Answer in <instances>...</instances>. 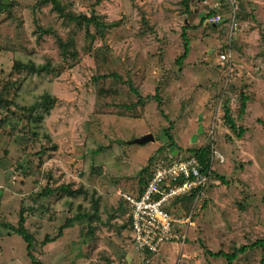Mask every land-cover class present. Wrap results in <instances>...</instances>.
<instances>
[{"label": "rangeland", "instance_id": "1", "mask_svg": "<svg viewBox=\"0 0 264 264\" xmlns=\"http://www.w3.org/2000/svg\"><path fill=\"white\" fill-rule=\"evenodd\" d=\"M58 1L65 13L87 17L94 14L110 27L101 31L92 24L76 26L41 0H0V100L10 104L0 103V224L17 228L19 212L24 211L25 227L34 238L32 254L42 264H164V260L153 256L142 263L131 248L127 234H122L127 225L123 202L116 193L139 191L158 159L192 155L186 148L200 142L201 148H209L211 171L224 176L229 184L211 181L203 195L172 207L177 219L190 216L194 222L189 234L190 226L185 227L188 249L177 264H208L209 259L214 264H227L222 258L212 259L204 249L232 253L264 239V0H230L238 2V21H248L241 33L252 25V31H258L249 38L251 46L258 43V59H263L258 63V97L254 103L258 105L254 111L258 123L250 111L244 125L238 120L239 95L245 93L255 100L254 91H243L249 88L243 76L232 81L229 96L224 95L223 87L214 88L215 82L206 89L209 96L205 103L209 107L204 109L212 115L205 126L198 122L203 112L197 117L198 109L193 107L197 87L192 94L191 89L195 83L191 81L190 87L189 78L178 81L182 83L168 81L172 77L178 80L174 73L178 54L173 50L168 62L165 34L168 37L169 33L165 24L169 21L165 23L159 14L160 10L185 12L181 0L147 4L141 0ZM204 2L189 0V7L191 3L194 7L207 6ZM225 4L229 10L231 2L226 0ZM159 38L163 49L156 48L151 54L148 44ZM242 44L246 49L247 44ZM30 65L44 67L45 71L34 74L28 70ZM138 65L149 67L154 76L160 68L166 88L161 108L168 120L152 99L145 100V108H130L133 103L125 96V84L108 78L116 74L129 79ZM194 67L190 64L187 68ZM225 81L226 77L221 83ZM210 88L215 90L211 95ZM47 94L54 98L55 106L49 114H43L40 123H35L33 119L41 110H29ZM225 104H233L230 110L235 125L245 129L240 139L224 123ZM113 118H141L146 124L119 126ZM191 125L193 130L185 132ZM144 126L157 141L147 161L149 151L144 147H139L141 151H125L130 162L117 156L123 152L116 151L118 128L125 137L133 131L142 132ZM199 127L202 132L197 135ZM193 135H197V141L191 143ZM212 152L222 161H212ZM61 186L81 192L70 197L57 190ZM46 189L53 193L42 196ZM95 201L99 220L75 221L53 246H42L44 237L53 238L67 219L90 215ZM112 229L118 233V244L108 235ZM8 232L1 230L0 264H32L26 244ZM263 255L261 250H251L239 255L233 264H261Z\"/></svg>", "mask_w": 264, "mask_h": 264}, {"label": "crops", "instance_id": "2", "mask_svg": "<svg viewBox=\"0 0 264 264\" xmlns=\"http://www.w3.org/2000/svg\"><path fill=\"white\" fill-rule=\"evenodd\" d=\"M234 1H238V0H234ZM225 2L226 0L224 1L220 0L219 2H216L215 0H209V1L205 0L204 3L207 5V6L204 5L206 7L205 8L204 6L201 7V5L199 4L197 5V7H194L193 3H191L189 7V0H181V4L185 8V12L179 11L176 14L167 13L166 11L163 12L161 10L160 12L162 13L159 12L160 13L159 16L165 20V23L169 21L167 24H165V27L167 26L166 32L169 33L168 37H166L167 35L165 34V38L167 42V45H166L167 48L165 51L168 53L167 54L168 62H170L171 60L173 50L177 51V54H178L174 60V65L176 66V70L174 73H177L175 78H177L178 80L174 79L173 81V77H172L171 79H168V81L182 83L178 81L185 82V79L189 78L190 80H189L188 85L190 87H191V83H190L191 81L195 83L191 89V94H192V90L194 89V87H197V92L193 95V101H194L193 107L194 109H198L196 111L197 117L201 114V112H203L202 114L203 117H198V122L199 124L202 123V126H205L209 123L211 115H212L211 112H208L204 109L206 107H209L208 104L206 105L205 103V100H207V97L209 96V93L206 89L211 85L212 82H215L213 87L219 90L223 87L222 90L224 91V95L229 96L232 93L231 91L232 89L230 88V85H233L232 81L234 79H239V78L241 80L243 76H244L243 83L248 84V85H245V87L246 86L249 87V88H245L243 91H246V90L254 91L253 93H254L255 100L252 101L251 96L249 99V97L245 93H241L239 95L240 96V106H239L238 120L240 122L242 121V124H243V120L244 119L246 120V115L250 114L249 113L250 111L254 113L253 117L255 119L257 118L256 120L258 123V115L256 114V112H254L256 111V108H258V105L256 106L254 103H256L257 97H258V63H259V60L262 61L263 59L262 58L258 59V43L255 44V46H251L249 43L250 42L249 38L251 39L254 36V34L256 33L258 34V31L257 29L252 31V27H253L252 25L250 27H247L241 33V30L244 28V25L248 21L247 20L241 21V22L238 21V17H237V15L239 14V5L237 6L238 2L236 3V2H232L229 0V3L231 2V6L229 4V10L228 8H225L226 6ZM147 3H150V2H146V3L144 2V4H147ZM152 18H155V17H152ZM220 35H223V36H220ZM185 40L187 41V44H188V54H187V57L182 61V63L178 65L177 60L180 59V57L183 55ZM242 41L244 42L245 45L247 44L246 49L245 47H242L243 46ZM168 44L170 45L168 46ZM162 45H163V40L161 41V39L158 42L150 41L148 44V50H151L150 51L151 54H155L154 53L155 49L157 48V50H159L160 48H162ZM248 49L250 51L249 53L246 52ZM165 51H164V55H165ZM160 53H163V50H161ZM239 53H242L244 55H241ZM239 55L241 57H239ZM221 56H224V59H221ZM157 63H161V62H157ZM190 64L195 65L194 69L187 68L188 65ZM157 69H158V72H156L155 74L156 77H155L153 74L150 73L152 71H150L149 67L138 65V66H135L134 69H132L129 79H123V78L121 80L116 79V81L120 83H124L130 80L132 87L135 90H137V93L139 94V96L143 98V103L138 104L137 103L138 96L134 95L129 90V88L126 85H124L127 88V92L124 91L125 96L128 97L133 103V105L130 106V108L132 109L145 108L146 107L144 106L145 100L149 102V100L152 99L150 97H153L156 91H158V95L162 101L161 95L166 92V88H164V82L161 80V77H160L161 76L160 68H157ZM165 71L166 69L164 70V72ZM117 76H120V75H117ZM224 77H226V81L221 83V80ZM158 79H160L161 81H158ZM212 92H215V90L210 88V95ZM202 101L205 104L202 105L201 104ZM243 102H244V106H243L244 111L243 113H241L240 110L242 108ZM224 106H226L230 110V106H233V104H230V105L225 104L223 105V108ZM217 111L220 112L222 116L223 110L221 111L219 109ZM229 115H230L231 120L235 123V120L233 116L231 115V110H230ZM139 119H136V120L131 119L130 121H128V120H118V119L113 118L112 120L114 121L117 120L116 122L120 123L119 126H124V124L126 123H134V124H137L140 122L145 123V120L143 118H142L143 120H139ZM223 120H224V112H223ZM224 123H225V120H224ZM192 125L190 126L192 128L189 127L188 129H187V126H188L187 125L185 132L186 131L190 132L191 130H193L194 126ZM226 126L225 128L227 129L228 126L227 127ZM144 127H145V130H143L142 132L133 131L130 133L129 136H125V137L120 135V131L122 129L118 128L117 135H116L118 137V140H116V143H115V146L117 148L116 151L119 150L123 152L119 153L117 156H122L124 160L130 162V160L126 159L128 156L126 155L125 151H141L139 147H144L142 149L149 151L144 162L147 161L148 156L152 154V149L155 148L156 143H157L154 137L152 136L153 141H149L148 143L144 145L133 143L135 139H140L141 137H144L146 135H151L147 132L146 126ZM228 130L231 131L229 127H228ZM199 131L201 134L202 127H199L197 135ZM197 135L195 136L193 135L191 139V143H194L195 141H197V137H196ZM199 144L200 142H198V144H194L197 146L186 148V149H191V150L198 149L200 148ZM150 145H153V146L149 150L148 146ZM116 151H114V154H116ZM189 152H192V151H189ZM174 153L177 154L179 153V151H175ZM215 153L216 152H212L213 154L212 161L216 159H218L219 161H222L216 156L217 154L215 155ZM142 189L143 187L139 189V191L137 192H135L134 190L133 191L128 190V192L118 191L116 193V195H118L123 202V209H124V214H125L124 218L126 219L127 226L124 227L122 234H125V233L127 234L128 242L131 241L130 240L131 232L128 227V204L122 195L137 196L141 192ZM200 196H196V197H200ZM193 225H194V222L191 224V226ZM191 226L188 229L189 230L188 234L190 233V231H192ZM185 227L181 228V231H184V235L186 231ZM67 229L70 230L71 227ZM66 231L67 230L63 231L64 236H65ZM108 235L112 236V239H114L116 244H118L119 237H118V233L115 230L113 229L110 230ZM59 239L60 238H58L56 241H58ZM185 242H186V239L184 243L182 244H179V243L178 244H168V245L163 246L161 250L159 251V253L153 256V259H156L158 257L160 260H164V264H177V262L182 260L181 258L184 257V256H181L183 255L182 253L187 252L188 244ZM55 243L56 242H52L47 245L53 246ZM131 248L136 253H138V251L133 246ZM139 255H140L139 258L142 259L141 254L138 253V256ZM146 260H147V257L145 259H142L143 261L142 263H144V261ZM215 260H218V259H215ZM206 263L214 264V262L211 261L210 259Z\"/></svg>", "mask_w": 264, "mask_h": 264}, {"label": "built area", "instance_id": "3", "mask_svg": "<svg viewBox=\"0 0 264 264\" xmlns=\"http://www.w3.org/2000/svg\"><path fill=\"white\" fill-rule=\"evenodd\" d=\"M210 177L211 169L204 173L193 155L164 157L154 163L150 178L137 196L122 195L128 204L130 243L142 259L158 254L165 245L184 243L181 228L191 226V218L177 219L172 207L193 192L202 195Z\"/></svg>", "mask_w": 264, "mask_h": 264}, {"label": "trees", "instance_id": "4", "mask_svg": "<svg viewBox=\"0 0 264 264\" xmlns=\"http://www.w3.org/2000/svg\"><path fill=\"white\" fill-rule=\"evenodd\" d=\"M143 1V0H142ZM42 3H50L52 5L53 11H55L59 17H61L62 19H65L69 22L74 23L76 26H84V25H94L96 28L100 29L101 31L108 29L110 26L105 25L103 23H101L98 20V17L94 14H92L90 17H87L84 14H78V15H74L72 13H65L64 9L60 7V3L58 0H41ZM6 6V5H5ZM88 32V31H87ZM42 33H45V31H42ZM89 35V33H87ZM188 54V44L187 41L185 40V44H184V52L183 55L180 57V59L177 60L178 65H180L182 63V61L187 57ZM27 69V68H26ZM28 70L34 74H41L42 71H45L44 67H38L35 68L34 66L30 65L28 67ZM109 77H112L114 79H118L121 80L122 78L120 76L117 75H109ZM124 84L129 88V90L136 96H138V104L143 103V98L141 96H139V94L137 93V90H135L132 87V84L130 83V80L124 82ZM152 98L157 105V110L159 111V113L161 114V116L164 117V119L168 120L166 115L163 113V110L161 108L162 105V101L158 95V91L155 92V95ZM245 100V99H244ZM0 103H4L5 105H10L7 101H2L0 100ZM55 106V100L54 98H52L50 95H44L41 99V101L38 103L37 107H32L31 110H29L31 113H35L36 108H39L41 110V114L37 115L36 118L33 119V121L35 123H40L43 120V114H49L50 111L53 109V107ZM244 102L242 104V108L240 110L241 113H243L244 111ZM223 112H224V120L226 125L234 132H236V137L238 139L242 138L245 130L243 128H237V126L235 125V123L231 120L230 118V110L229 108H227L226 106H224L223 108ZM259 123H262L261 121H259ZM263 125V124H262ZM264 128V125H263ZM168 130H171V125L168 127ZM169 139L172 142L171 136L168 135ZM161 150V149H160ZM188 151H192V155L198 160V162L200 163L201 167H202V171L204 173L209 172V169L211 168V166L209 165V148L208 147H203V148H198V149H194V150H188ZM150 178V174L148 179ZM147 179V180H148ZM211 181H216L219 184H222L224 186H227L229 184L228 180L225 179L224 176L218 175L217 173H213V171H211V177H210ZM147 180L145 181L143 187L145 186V184L147 183ZM210 181V182H211ZM210 184V183H209ZM208 187V186H207ZM207 188H205L206 190ZM59 192L66 194L67 196L73 197V195H75L76 193L79 194V192H81L80 190L78 191H72L70 189V187L68 186H61L57 189ZM204 190V191H205ZM142 191V190H141ZM203 191V192H204ZM53 193L52 190L46 189L43 193H41L42 196H49ZM196 195V193H192L190 195V197H188L189 199L192 197L194 198ZM187 198L183 199L182 201H185ZM79 220H87V221H97L99 220V211H98V202L95 201L92 204V213L90 215H76L74 218L72 219H68L65 221V223L59 227L58 233L53 237L50 238L48 236L44 237V240L42 241V246H45L47 244H50L52 242H55L58 238L62 237L63 231L67 228H69L71 226L72 223H74L75 221H79ZM25 223H26V217H25V212L24 211H20L19 212V216H18V227L14 228L11 224L9 223H2L0 224V227H2L0 229V236H1V230H5V231H9L7 233V235L10 234H14L19 236L22 241L26 244V255L28 257V259L30 260V262L32 264H42L41 262H38L34 255L32 254L33 249H34V238L33 236L28 232V230L25 227ZM128 224H129V217H128ZM130 240H131V235H130ZM203 248V247H202ZM261 250L264 253V239H260L257 240L253 243H251L250 245H243L241 247H239L238 249L234 250L232 253H224L222 251H218V252H211L207 249H204V252L211 258L214 259H224L226 261L227 264H233L239 255H243L248 251L251 250ZM261 264H264V255H263V259Z\"/></svg>", "mask_w": 264, "mask_h": 264}, {"label": "water", "instance_id": "5", "mask_svg": "<svg viewBox=\"0 0 264 264\" xmlns=\"http://www.w3.org/2000/svg\"><path fill=\"white\" fill-rule=\"evenodd\" d=\"M199 133H200V131H199ZM149 141H153L152 135H146L144 137H141L140 139H135L133 141V143L139 144V145H144V144L148 143Z\"/></svg>", "mask_w": 264, "mask_h": 264}]
</instances>
